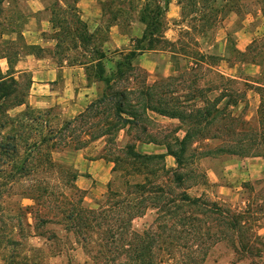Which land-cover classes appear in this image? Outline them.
<instances>
[{"label":"rangeland","instance_id":"374dc122","mask_svg":"<svg viewBox=\"0 0 264 264\" xmlns=\"http://www.w3.org/2000/svg\"><path fill=\"white\" fill-rule=\"evenodd\" d=\"M12 1L11 12L15 13V18L19 17L18 31L21 35L17 37L13 33L6 36L15 40L17 44L14 50L19 51V55L11 56L9 69H15L16 60H31L33 53L37 54H34L35 56L53 57L59 65L64 64L66 60L71 64L80 65L78 59H94L95 54L90 52L88 46L86 47L89 52L71 48L73 37L78 34L80 26L73 22L77 18L84 21L76 0ZM40 6H43V9L36 11ZM146 6L149 11L144 12ZM91 8L94 9V15L100 16L104 25L95 33L94 39H91V45L94 46H99L109 38L105 29L114 20L118 23V32L128 36L140 35L146 27L144 21L150 24L152 13L156 17V25H151L155 27L151 43L149 37L143 43V46L149 43V46L154 48L144 50L149 53L147 60L151 62V70L142 66L145 65L144 60L135 57L133 63L140 67V70L133 74L128 84L127 81L118 84L117 78L109 86L101 81L96 67L89 66L85 70L80 65L82 68H77L81 75L87 73V84L96 82L97 95L87 103L84 110L71 118L65 114L62 104L57 102H52L53 104L46 108L37 107L31 92L32 83L29 88L25 103L41 113V118L46 121L48 127L58 128L82 113L65 135L74 138V143L84 138L87 141L79 144L77 149L63 150L54 155L70 160L77 169L75 184L84 192V206L95 208L97 199L105 195L109 181L115 175L110 155L113 149L110 137H116L118 143L122 144L134 142L135 150L140 149L143 153L150 154L166 149L163 145L144 141L155 139L161 143L174 144L176 138L180 139L185 135L186 126L179 119L170 120L151 111L147 112L141 122V125H146V132L127 127H110L118 119L111 112V108H105L106 104H99L96 100L103 94L110 95L118 91V85L123 82L135 89L148 85L151 87V98L154 101L157 99L154 94L163 86V96L169 101L168 107L188 110L204 106L205 99L210 102L219 99L217 105L223 109V114L231 113L239 118L241 125H238L237 129L241 130V134H246L249 125L258 124L257 109L260 96L252 86V81L264 83V45L262 55L257 59L259 65L237 62L235 53V50L246 51L253 40L264 36V7L261 8L257 0H181V3L180 0H98L93 1ZM235 9L239 12L236 13ZM42 27H45V30L40 31ZM35 36L43 38L46 42L58 39L59 45L46 44L41 48L26 45L29 39L35 40ZM21 45L23 48L20 49ZM130 45L131 48L138 47L136 40L131 41ZM114 50L112 54L116 52ZM119 50L120 48L114 55L117 59H121ZM173 50L177 53H172ZM124 52L127 53V50ZM202 55H205V58ZM104 65L108 76L112 63L105 61ZM21 71L26 74L25 78L21 77L22 81L31 77V70ZM80 77V83L84 86L83 76ZM233 77L238 83L231 80ZM233 91L238 93L237 97H234ZM230 94L233 96H228ZM233 98H237L236 103ZM92 102L94 104L89 106ZM88 106L90 109H87ZM25 107H16L11 113L17 114ZM224 125L229 129L228 121H225ZM101 127L107 133L94 139ZM224 131H215L212 126L197 136L205 137L204 141L199 140L189 146L187 155L191 157L183 169L185 180L182 187L191 196H202L236 211L249 208L254 219L251 223L264 239V216L253 211L262 200H249L257 192L264 195V189H260L264 182L255 183L264 179V158L220 152L204 156L200 154L220 145L221 138L226 137L229 130ZM41 135L49 136L46 128L42 134H32L34 137H43ZM149 135L152 137H148ZM248 157H259L255 160L259 163H255L251 168L253 175L246 170V163H242ZM165 164L168 168L176 167L175 159L171 155L165 157ZM9 172L10 167L6 168V171H0V264H96L95 260L85 253L81 243L64 230V225L58 218L56 222L44 224L43 230L34 226L31 214L34 201L26 197L22 190V185L27 181L13 182L9 179ZM154 217L153 210H149L144 216L135 219L133 224L140 229L151 224ZM4 237H12L16 242L6 243ZM173 242V247L158 246L163 249L164 263L188 264L190 248L181 238ZM117 263L116 261L115 264ZM202 264H264V251L259 257H245L233 254L226 243L219 242L208 249Z\"/></svg>","mask_w":264,"mask_h":264},{"label":"trees","instance_id":"16d2710c","mask_svg":"<svg viewBox=\"0 0 264 264\" xmlns=\"http://www.w3.org/2000/svg\"><path fill=\"white\" fill-rule=\"evenodd\" d=\"M257 2L261 8L264 7V0ZM12 3V0H0V57L7 59L8 66L11 56L19 55V51L14 50L17 44L15 40L6 36L13 33L17 37L21 35L18 31L19 17L15 18V13L11 12ZM147 11L149 10L146 6L144 12ZM235 12L239 11L235 9ZM144 23L146 27L142 36L135 39L138 47H132L127 53L119 51L121 59L116 62V71L107 76L104 65L106 55L101 44L91 45L95 33H90L86 23L77 18L73 24L80 26L78 34L73 37L74 42L70 41L71 48L89 52L86 47L88 46L90 52L95 54L94 59H78V63L85 70L89 66L96 67L101 81L109 86L117 78L118 84L122 81H127L128 84L133 74L140 70L133 63L138 52L154 50L149 43L147 46H143V43L147 37L151 43L155 30L152 26L156 25L155 15L152 13L150 16V24L145 21ZM56 40L58 44L59 40ZM26 45L41 48L35 44ZM263 45L264 36L253 40L244 52L235 50L237 62L259 65L257 59L262 55ZM172 53L177 52L173 50ZM202 57L205 58V55ZM9 68L6 71L0 68V171H6L10 167V180L27 181L22 185V190L26 197L34 201L31 214L37 229L43 230L44 224L56 222L58 218L63 223L64 230L81 243L85 253L96 264H115L116 261L117 264H165L162 259L163 249L158 246L173 247V241L179 238L191 250L188 264H202L208 249L219 242L226 243L235 255L261 256L264 239L251 223L254 219L249 208L236 211L217 201L191 196L182 185L185 180L183 169L191 157L187 155L189 146L199 140L204 141L205 137L197 136L212 126L220 133H224V129L229 131L226 137H220V145L200 153L202 156L220 152L264 158V83L252 81V86L260 96L258 124L249 125L246 134H241V130L237 129L241 125L238 117L231 113L223 114V109L217 105L219 99L212 102L205 99L204 106L188 110L168 107L169 101L163 96V86L154 94L157 98L154 101L148 85L135 89L125 82L118 85V91L110 95L103 94L96 101L106 104L105 108H111V112L118 119L110 125L114 129L127 127L146 132V125H141V122L147 112L151 111L179 119L186 126V131L182 138L175 139L174 144L161 143L155 139L144 141L163 145L166 149L164 153H142L135 150L136 143L122 144L118 143L116 137H110L113 143L110 155L115 175L109 181L105 195L97 199V206L88 208L82 204L84 192L75 184L78 171L74 164L64 157L54 155L63 150L77 149L79 144L87 141L84 138L74 143V138L65 135L82 113L58 128L48 127L46 121L42 120L41 113L25 103L32 83L31 77L22 81L21 77H26L24 71ZM231 80L238 83L235 77ZM232 93L234 97L238 96L236 91ZM228 96L232 97L233 94ZM233 101L236 103L237 98H233ZM93 104L94 102L89 106ZM21 105H25V109L13 115L11 111ZM89 106L87 109H90ZM225 121L230 123L229 129L224 127ZM45 128L49 136H32L34 132L42 134ZM106 133L101 127L94 139L101 138ZM167 155L175 159V168L166 166ZM262 182L264 179L255 183ZM260 189H264V184ZM256 198H261L262 202L253 211L264 216V195L257 192L249 200ZM149 210H153L155 214L152 223L137 229L133 224L134 220L144 216ZM45 216L47 217L44 218ZM3 240L9 244L16 242L12 237H4Z\"/></svg>","mask_w":264,"mask_h":264},{"label":"crops","instance_id":"0c3cea01","mask_svg":"<svg viewBox=\"0 0 264 264\" xmlns=\"http://www.w3.org/2000/svg\"><path fill=\"white\" fill-rule=\"evenodd\" d=\"M93 1L98 0H78L77 5L81 10L82 18L87 25V29L90 33H96L100 30V28L104 25L100 19V16L94 15V9L91 8V4ZM100 1V0H99ZM43 6L36 8V11L42 10ZM98 16V17H96ZM45 30V27H42L40 31ZM108 31V39L104 40L101 44L102 50L105 52V61H109L112 63V67L109 70L110 73L116 71V62L118 59L116 58L115 53L119 51L129 50L131 47L130 43L135 39L140 38L143 34V31L140 35L131 34L128 36L127 34H122L118 32V23L116 20L109 23L107 28ZM39 31V32H40ZM35 40H28L29 44H35L40 47L51 44L56 46L57 40L52 39L50 41H45L43 38L34 37ZM122 48V49H121ZM115 49L114 54H112V50ZM148 52L139 51L137 56L139 59L144 60L145 68L151 70V62L147 60ZM109 55V56H108ZM8 62L6 58L0 57V68L2 71H6L8 69ZM82 68L80 65H75L69 63V61H64V64L59 65L58 62L54 60L53 57L49 56H35L33 54L31 60H17L14 64V68L17 71L21 70H31V78H32V86L31 92L35 97V105L39 108H46L53 104L52 102H57L62 104L65 109V114L68 115L69 118L73 117L74 114L84 110L87 107V103L95 98L97 95V86L96 82H91L87 84L86 73H79L77 68ZM170 75V73L168 74ZM83 76L84 86L81 85V77ZM169 118V117H168ZM170 120H176L175 118H169ZM155 148V147H154ZM142 152V150H138ZM160 153H164L165 151L160 149ZM143 153V152H142ZM259 157H248L246 161L242 163H246L247 171L250 175L254 172L251 168L255 165V163H259ZM246 171V172H247Z\"/></svg>","mask_w":264,"mask_h":264}]
</instances>
